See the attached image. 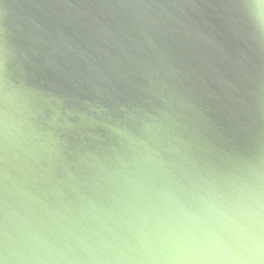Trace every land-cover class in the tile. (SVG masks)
<instances>
[{"label": "water", "instance_id": "95a60500", "mask_svg": "<svg viewBox=\"0 0 264 264\" xmlns=\"http://www.w3.org/2000/svg\"><path fill=\"white\" fill-rule=\"evenodd\" d=\"M235 2L0 0V260L95 264L153 237L164 187L264 175V56ZM101 108L150 124L161 163L132 164Z\"/></svg>", "mask_w": 264, "mask_h": 264}, {"label": "clouds", "instance_id": "9594fccd", "mask_svg": "<svg viewBox=\"0 0 264 264\" xmlns=\"http://www.w3.org/2000/svg\"><path fill=\"white\" fill-rule=\"evenodd\" d=\"M232 7L250 45L264 56V0H236ZM97 114L103 131L123 146L132 164L161 163L145 139L150 124L123 108H101ZM159 196L163 223L153 237L139 247L89 250L95 264H264V175L252 174L227 190L177 183ZM108 251L117 253L115 262L107 259ZM5 252L11 259L0 264H29L16 247L6 246ZM97 253L105 259L97 260Z\"/></svg>", "mask_w": 264, "mask_h": 264}]
</instances>
